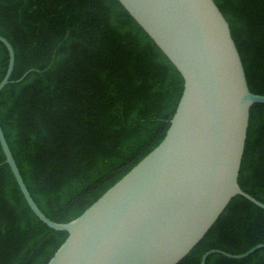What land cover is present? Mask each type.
<instances>
[{
    "label": "trees",
    "instance_id": "obj_1",
    "mask_svg": "<svg viewBox=\"0 0 264 264\" xmlns=\"http://www.w3.org/2000/svg\"><path fill=\"white\" fill-rule=\"evenodd\" d=\"M213 1L250 91L264 95V0ZM0 35L15 55L0 91L5 139L39 209L70 221L162 140L183 79L118 0H0ZM7 63L0 42V80ZM254 105L257 131L240 187L264 203V104ZM66 235L35 216L0 147V264H46ZM261 243L264 209L237 195L183 264H200L212 248L238 254ZM205 264H264V247L240 259L211 253Z\"/></svg>",
    "mask_w": 264,
    "mask_h": 264
},
{
    "label": "water",
    "instance_id": "obj_2",
    "mask_svg": "<svg viewBox=\"0 0 264 264\" xmlns=\"http://www.w3.org/2000/svg\"><path fill=\"white\" fill-rule=\"evenodd\" d=\"M170 60L183 89L162 140L80 215L49 219L31 197L0 125L5 162L35 216L67 233L46 264H183L229 217L257 131L254 104L229 26L213 0H118ZM10 82L15 55L0 35ZM25 75V74H24ZM19 81V80H17ZM212 248L232 259L248 256Z\"/></svg>",
    "mask_w": 264,
    "mask_h": 264
}]
</instances>
